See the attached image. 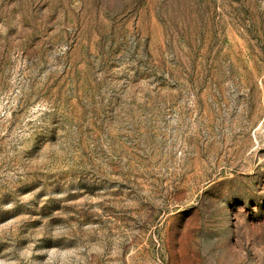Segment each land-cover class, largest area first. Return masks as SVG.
<instances>
[{
    "label": "rangeland",
    "instance_id": "obj_1",
    "mask_svg": "<svg viewBox=\"0 0 264 264\" xmlns=\"http://www.w3.org/2000/svg\"><path fill=\"white\" fill-rule=\"evenodd\" d=\"M0 264H264V0H0Z\"/></svg>",
    "mask_w": 264,
    "mask_h": 264
}]
</instances>
